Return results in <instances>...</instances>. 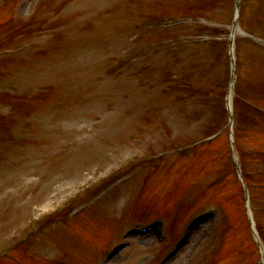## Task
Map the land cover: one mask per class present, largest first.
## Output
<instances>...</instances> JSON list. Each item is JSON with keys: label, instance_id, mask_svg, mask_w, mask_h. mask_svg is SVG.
Listing matches in <instances>:
<instances>
[{"label": "rangeland", "instance_id": "obj_1", "mask_svg": "<svg viewBox=\"0 0 264 264\" xmlns=\"http://www.w3.org/2000/svg\"><path fill=\"white\" fill-rule=\"evenodd\" d=\"M13 1L0 0V6L4 4L3 9L0 10V41L11 40L15 44L13 47L21 46L25 41H38L41 39L39 30L42 24L40 23L47 17L53 18V15L56 20L62 19L69 14L71 9V4H68L60 13H52V9L59 4L58 0H22L19 4L21 16H17L23 19L14 18L13 20L10 18ZM166 3L165 6L168 7ZM40 4L41 7L38 9ZM171 4L173 7L176 5L175 3ZM177 8L181 9L178 10L179 12H183L185 9L183 4H178ZM97 11L100 12L101 8H97ZM23 25L27 26L26 30ZM70 27L66 26L65 29ZM260 28L263 30L264 25ZM13 33H15L14 36H11ZM72 34L73 32H71ZM210 34L212 32H206L203 40H208ZM199 37L197 35L192 40H199L196 39ZM53 52V50L47 51L46 55ZM173 53L175 72L192 64L195 56V70H191L188 76L199 79L203 74L202 79L207 78V73L199 68L196 62L201 54H205L207 62L209 61L208 53L204 47L196 46L195 49L193 46L177 47ZM87 54L88 52L84 53V55ZM256 54V52L253 53L250 44L244 40L240 41L238 57L242 78L246 79L248 75H251L252 69L249 64ZM37 57H45V55L39 54ZM105 57L97 58L92 64L82 67L81 76H85V80L83 79L79 83L76 90H72V86L73 89L75 88L73 84L71 86L66 83L60 86V96L58 95L47 104L38 105L37 110L31 116L28 117L25 113V117H22L23 125L21 127L28 128L29 133L25 135L24 143L19 144V147H12L9 151L4 152L6 157L2 155L1 158H4V161L0 162V251L5 245L15 241L14 234L24 238L31 233L30 227L25 228L27 220L35 214L34 207L40 208L49 205V197L56 196L54 199L56 205L65 196H72L76 193H81V198L88 197L89 193L85 188L89 186L86 184L85 173H90L91 168L98 162L94 161L95 157H99L100 162L97 163L99 166L96 167L98 169L94 172L95 176L91 178L90 184L100 181L102 178L105 180L110 175L112 177L120 162L130 161L135 157L141 159L149 155L151 151L164 148V146L196 140L212 125V121L208 120L210 112L207 111L208 114H204L205 118L196 122L182 118L180 123L185 124L176 132L164 135V133H159L158 128L147 125L141 126L143 133L139 135V126L133 118L132 100L131 114L127 119H123L120 106L112 101L107 102V92L115 88L105 86L96 89L97 85L85 86L90 85L91 79L92 82H95L96 77L98 78L104 72L101 63ZM47 63L48 60L33 81L28 79L17 81L9 86V89L19 94H29V96L34 93L35 97H39L41 95L40 88L44 85L50 86L54 81L47 79ZM35 64L38 65V62ZM218 76L221 77L220 74ZM83 86L84 88H82ZM93 89H96V92L100 94L98 101L95 103L89 100L88 104L82 102L83 97L91 93ZM104 98L106 102H103ZM19 116L21 117L20 114ZM129 125H132L133 128L131 129ZM96 126H98L97 129ZM133 139H137V141L131 144ZM126 148L128 151L119 153V151H125ZM59 152L65 159L63 169L68 172H62V168L57 169L58 167L53 163H45V160ZM221 153L224 154V151L222 150ZM112 156L113 158L110 160ZM210 158L212 159L210 155L200 157L197 165L203 171L199 176L196 175L197 184L183 193L182 200L177 205L165 204L163 202L166 200L151 197L153 195H150V199L134 202L126 199L127 197H124L121 190L131 189L136 196L140 189L133 184L148 176L147 173H140L135 182L115 191V194L106 198L93 212L77 217L74 221L75 227L73 228L75 230L73 232H69L70 228H66L67 231L62 229L57 236L53 234V237H56L60 242L58 248L61 250L47 248L43 241L42 247L37 250L38 253L49 260H56L60 264H104L103 254L123 239L122 233L126 226L160 216L164 218L167 235L163 243H158L154 235L149 238L151 241H148L147 238L142 239L140 236L132 237L133 243L125 249H121L109 263L160 264L162 257L168 253L185 229L187 230L193 215L199 213L204 204L213 200L210 197V188L205 189L206 185L213 180L215 171L213 169L215 162ZM69 165L71 166L69 167ZM190 166L191 163H187L185 168H190ZM56 169L57 171H55ZM39 172L43 178L39 176ZM256 204L262 210L259 212V219L264 225V196L257 200ZM228 225L229 223L225 221L223 228ZM232 225L234 226L233 233L235 230L242 231L245 238L244 245L237 244L236 237L232 238L233 233L227 237L226 233L229 230L224 233L222 229L218 233L217 241H213L211 248L205 247L204 254L207 253L204 255L205 257L203 256L205 261L212 253L211 255L216 259L215 264H254L256 262L258 252L245 237L246 231L244 230L245 224L241 208H237L236 215L231 219ZM78 232L81 233V236H78ZM23 261L25 260L21 262ZM190 264L196 263L193 261Z\"/></svg>", "mask_w": 264, "mask_h": 264}]
</instances>
